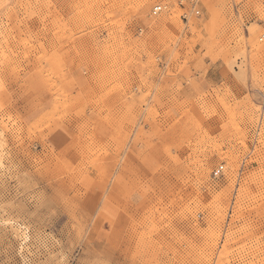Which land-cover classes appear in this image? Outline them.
I'll use <instances>...</instances> for the list:
<instances>
[{"label": "rangeland", "instance_id": "374dc122", "mask_svg": "<svg viewBox=\"0 0 264 264\" xmlns=\"http://www.w3.org/2000/svg\"><path fill=\"white\" fill-rule=\"evenodd\" d=\"M263 20L0 0V264H264Z\"/></svg>", "mask_w": 264, "mask_h": 264}, {"label": "built area", "instance_id": "2783aa9c", "mask_svg": "<svg viewBox=\"0 0 264 264\" xmlns=\"http://www.w3.org/2000/svg\"><path fill=\"white\" fill-rule=\"evenodd\" d=\"M262 6H263V9H264V0H262ZM157 10L160 11L161 10V7H158ZM262 23H263V29H264V20L262 21ZM259 40H260V42L264 43V33L259 38Z\"/></svg>", "mask_w": 264, "mask_h": 264}, {"label": "bare ground", "instance_id": "6f19581e", "mask_svg": "<svg viewBox=\"0 0 264 264\" xmlns=\"http://www.w3.org/2000/svg\"><path fill=\"white\" fill-rule=\"evenodd\" d=\"M256 7V6H255ZM263 7V6H262Z\"/></svg>", "mask_w": 264, "mask_h": 264}]
</instances>
